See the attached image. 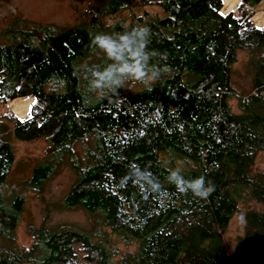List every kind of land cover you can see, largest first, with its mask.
<instances>
[{
  "label": "trees",
  "instance_id": "obj_1",
  "mask_svg": "<svg viewBox=\"0 0 264 264\" xmlns=\"http://www.w3.org/2000/svg\"><path fill=\"white\" fill-rule=\"evenodd\" d=\"M253 1L224 15L223 0H97L79 25L17 18L0 28V94L35 99L26 120L0 107V264H264V94L243 103L233 81L245 53L253 89L264 85V27L246 10ZM146 7L160 14L138 12ZM125 13L128 21L119 19ZM137 26L150 30L152 63L171 71L152 90L90 91L91 71L109 63L103 56L83 64L98 52L94 35ZM9 133L46 143L34 190L70 166L76 182L63 206L97 216L98 234L30 227L32 245H19L25 199L9 205L2 191L16 160ZM177 168L215 191L207 199L179 192L167 179ZM131 169L159 187L137 182ZM240 217L242 233L232 238ZM113 237L135 249L122 251Z\"/></svg>",
  "mask_w": 264,
  "mask_h": 264
},
{
  "label": "rangeland",
  "instance_id": "obj_2",
  "mask_svg": "<svg viewBox=\"0 0 264 264\" xmlns=\"http://www.w3.org/2000/svg\"><path fill=\"white\" fill-rule=\"evenodd\" d=\"M97 0H0V28L6 29L13 20L20 18L36 24H55L59 27H71L91 20L87 11L91 5H95ZM224 15L235 12L243 0H223ZM256 9L253 19L255 24L264 27V2L253 1L250 3ZM147 10L151 14H160V9L156 7H146L138 12ZM130 13H125L119 19L128 21ZM108 23L112 21L107 20ZM104 55L96 52L90 56L83 64L97 62ZM233 77L236 90L245 95H249L254 87L255 73L250 65L247 54H241L240 60L235 67ZM250 92V93H249ZM33 97L17 98L11 101V113L16 119L26 120L30 117L31 109L34 105ZM233 108L237 110L238 100H233ZM16 153V160L8 177L7 183L2 188L7 204L22 195L25 199L24 210L21 216V224L18 229V243L22 248H30L34 241L30 227L36 229L46 226L48 229H55L61 225H71L82 231L99 233L98 217L91 216L82 209L64 208L63 202L66 195L76 182V173L68 165H63L59 173L50 181L46 182L40 189L34 190L29 186L33 169L43 161L46 143L21 142L16 140L12 133L8 135ZM257 166L264 170V153L257 161ZM243 221L236 218L230 228V236L241 234ZM114 243L120 242L113 237ZM120 249L134 250L135 247H126L120 244Z\"/></svg>",
  "mask_w": 264,
  "mask_h": 264
},
{
  "label": "clouds",
  "instance_id": "obj_3",
  "mask_svg": "<svg viewBox=\"0 0 264 264\" xmlns=\"http://www.w3.org/2000/svg\"><path fill=\"white\" fill-rule=\"evenodd\" d=\"M149 38L150 30L144 26L123 32H101L94 35L92 46L101 52L109 63L102 69L91 71L89 90L101 96L108 93L118 94L119 90L125 89L126 86L131 90L136 84L152 90L171 69L152 63L155 53L148 50ZM129 175L137 182L147 180L154 188L159 187V183L146 171L131 169ZM167 179L179 192H191L196 198L207 199L215 191V186L204 176L189 180L184 177L180 168L170 171Z\"/></svg>",
  "mask_w": 264,
  "mask_h": 264
},
{
  "label": "built area",
  "instance_id": "obj_4",
  "mask_svg": "<svg viewBox=\"0 0 264 264\" xmlns=\"http://www.w3.org/2000/svg\"><path fill=\"white\" fill-rule=\"evenodd\" d=\"M260 1L264 2V0H260ZM246 10L251 16H254L256 14V9L251 4L246 5ZM263 94H264V85L262 87L256 86L249 95L243 96L242 102L247 103L249 102L251 96H257ZM10 105H11V101L5 100V96L3 94H0V107L2 108L1 109L2 114H5L7 110H11Z\"/></svg>",
  "mask_w": 264,
  "mask_h": 264
}]
</instances>
